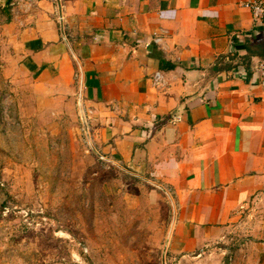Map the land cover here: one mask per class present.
<instances>
[{"label": "crops", "instance_id": "crops-1", "mask_svg": "<svg viewBox=\"0 0 264 264\" xmlns=\"http://www.w3.org/2000/svg\"><path fill=\"white\" fill-rule=\"evenodd\" d=\"M2 1L10 72L53 109L81 96L131 201L169 215L166 260L264 264V22L249 0Z\"/></svg>", "mask_w": 264, "mask_h": 264}, {"label": "rangeland", "instance_id": "rangeland-1", "mask_svg": "<svg viewBox=\"0 0 264 264\" xmlns=\"http://www.w3.org/2000/svg\"><path fill=\"white\" fill-rule=\"evenodd\" d=\"M0 264H171L169 215L93 148L74 106L38 103L1 33Z\"/></svg>", "mask_w": 264, "mask_h": 264}, {"label": "built area", "instance_id": "built-area-1", "mask_svg": "<svg viewBox=\"0 0 264 264\" xmlns=\"http://www.w3.org/2000/svg\"><path fill=\"white\" fill-rule=\"evenodd\" d=\"M59 1V0H58ZM242 6L249 9L252 17L255 21L264 22V0H249L242 3ZM59 19L62 20V16L59 15ZM155 43H159L161 40V37L159 35H156L153 38ZM256 71L259 76L260 84L264 86V61L260 62L256 66ZM161 78V75L159 72H156L153 76V83L156 84ZM78 80V76H77ZM78 106L80 108L79 112V118L83 124V128L85 132L88 134V121L90 114H92L91 110H84L81 105V96L78 97ZM233 240V238H230L229 241Z\"/></svg>", "mask_w": 264, "mask_h": 264}, {"label": "trees", "instance_id": "trees-1", "mask_svg": "<svg viewBox=\"0 0 264 264\" xmlns=\"http://www.w3.org/2000/svg\"><path fill=\"white\" fill-rule=\"evenodd\" d=\"M247 52L248 54L244 55V59H249L252 54H254V51L250 49V46H247ZM260 56L264 57V53H258Z\"/></svg>", "mask_w": 264, "mask_h": 264}]
</instances>
